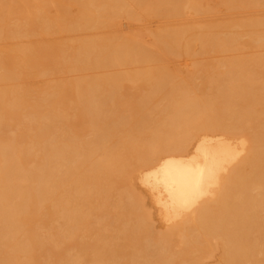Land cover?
I'll return each instance as SVG.
<instances>
[{
  "label": "bare ground",
  "instance_id": "obj_1",
  "mask_svg": "<svg viewBox=\"0 0 264 264\" xmlns=\"http://www.w3.org/2000/svg\"><path fill=\"white\" fill-rule=\"evenodd\" d=\"M17 1L0 0V264H264V54L237 53L264 47V17L166 25L152 51L108 29L205 0ZM51 31L69 40L36 41ZM209 50L236 53L207 69ZM164 54L197 71L171 72ZM53 69L74 74L25 87ZM135 179L171 228L154 230Z\"/></svg>",
  "mask_w": 264,
  "mask_h": 264
},
{
  "label": "rangeland",
  "instance_id": "obj_2",
  "mask_svg": "<svg viewBox=\"0 0 264 264\" xmlns=\"http://www.w3.org/2000/svg\"><path fill=\"white\" fill-rule=\"evenodd\" d=\"M42 3L45 2V0H41ZM61 1V0H60ZM32 2H35L39 4L40 0H32ZM205 10L204 12L200 13H193L188 11L184 12V14L180 16H163V17H153V16H144L141 19H129V18H122L118 20V23L111 28L108 29L109 32L112 34H119V35H124V36H130L135 40L141 39V41L147 45L150 50H154V47L152 46L153 42V31L159 30L162 27L170 26V27H178L180 26L181 23H207V22H212V23H219L222 22V20L231 19L233 18H246L248 16H255V17H264V5H253L251 7H246V8H239L236 10H228L226 6L222 3L219 2L218 0H205ZM17 4L20 6L24 7V1L18 0ZM70 13H76L78 8L76 5H72L69 7ZM34 14H28L25 13L24 15H19V16H14L13 20L14 21H24L27 18H34L36 14V10H34ZM56 8L55 6H51L49 13L50 14H55ZM241 19V20H242ZM237 20V19H236ZM239 20V19H238ZM214 21V22H213ZM197 23V24H198ZM182 25V24H181ZM243 30V28H241ZM241 29H239L241 31ZM245 30V29H244ZM246 31V30H245ZM87 33V32H85ZM84 33V34H85ZM245 33V32H244ZM243 37L246 35H244ZM247 33V31H246ZM71 33L70 35H72ZM83 34V32H82ZM83 34V35H84ZM242 34V33H241ZM89 35V32H88ZM38 37V36H37ZM36 37V38H37ZM40 38V40H39ZM243 41L248 40L247 35L244 37ZM38 40L36 41H43V42H48L51 44H59L65 40H69L67 36L64 34L58 33L51 31L48 34L42 35L37 38ZM12 41V40H11ZM15 41V40H13ZM12 41V42H13ZM5 42V41H3ZM6 42H8L6 40ZM5 42V43H6ZM11 42V43H12ZM10 43V42H9ZM8 45V43H6ZM240 47V46H239ZM197 49V46L196 48ZM193 51H196V50ZM238 51V50H237ZM232 52H235L234 50L232 51H226V52H220V51H214V50H209L205 55H204V68L210 69L212 68L213 64H219L220 61L223 60L224 58L230 57L231 55L235 54ZM264 52V47H250V46H244L239 49V52L237 53H262ZM184 56V55H183ZM180 56V57H175L174 55H165L161 58L162 63H164L167 68L177 74H183L184 77L188 78L192 76V74H195L194 72L197 71V67L193 63V56L191 55H185V57ZM199 58H201L203 55H197ZM202 59V58H201ZM156 64H161V62L156 63ZM162 65V64H161ZM200 73V72H198ZM74 73L71 72H65V71H58V70H51V72L45 76L42 72L40 71H35L32 73V75L27 76L24 79V85L27 89L35 92L36 90H39L40 88H45L46 87V81L47 78H51L54 80H63L70 75ZM77 74V73H76ZM44 75V76H43ZM197 75V74H196ZM199 75H197V79H195V82H199L200 80L198 79ZM200 83V82H199ZM146 91L143 87L140 86V84L136 83V85H132V89L130 92V95H133V97L140 96L144 94ZM132 93V94H131ZM264 111V108H263ZM77 128V127H76ZM89 125H82L77 128V132L79 134H87L88 131L90 130ZM134 192L136 194L140 195L141 201H143L144 205L150 210L151 217H152V225L153 228L156 232H164L168 230L169 228L172 227L171 224L167 223L165 219L162 216V212L159 210L154 196L150 190H148L146 187L142 186L137 179L134 180ZM117 215V214H116ZM116 215L114 217H116ZM108 221V219L105 217L102 219V229L108 232L107 227L105 226V223ZM110 233V232H108ZM87 235V236H86ZM85 239H92L93 233H86ZM177 240V238H176ZM219 252L214 253L215 255H211L210 257L207 258V263L209 264H214L219 257ZM190 256H195L194 253L189 254Z\"/></svg>",
  "mask_w": 264,
  "mask_h": 264
}]
</instances>
